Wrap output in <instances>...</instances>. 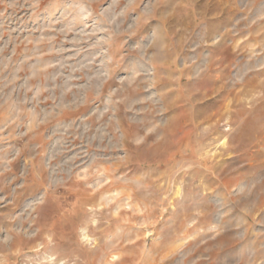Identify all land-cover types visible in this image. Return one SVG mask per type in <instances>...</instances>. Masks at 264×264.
I'll use <instances>...</instances> for the list:
<instances>
[{
	"label": "rangeland",
	"instance_id": "1",
	"mask_svg": "<svg viewBox=\"0 0 264 264\" xmlns=\"http://www.w3.org/2000/svg\"><path fill=\"white\" fill-rule=\"evenodd\" d=\"M0 264H264V0H0Z\"/></svg>",
	"mask_w": 264,
	"mask_h": 264
},
{
	"label": "bare ground",
	"instance_id": "2",
	"mask_svg": "<svg viewBox=\"0 0 264 264\" xmlns=\"http://www.w3.org/2000/svg\"><path fill=\"white\" fill-rule=\"evenodd\" d=\"M84 237H85V238H88V235L84 234Z\"/></svg>",
	"mask_w": 264,
	"mask_h": 264
}]
</instances>
